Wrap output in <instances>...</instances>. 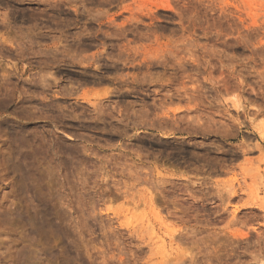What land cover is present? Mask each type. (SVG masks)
<instances>
[{
	"label": "rangeland",
	"instance_id": "obj_1",
	"mask_svg": "<svg viewBox=\"0 0 264 264\" xmlns=\"http://www.w3.org/2000/svg\"><path fill=\"white\" fill-rule=\"evenodd\" d=\"M264 0H0V264H264Z\"/></svg>",
	"mask_w": 264,
	"mask_h": 264
},
{
	"label": "bare ground",
	"instance_id": "obj_2",
	"mask_svg": "<svg viewBox=\"0 0 264 264\" xmlns=\"http://www.w3.org/2000/svg\"><path fill=\"white\" fill-rule=\"evenodd\" d=\"M262 137H264V135Z\"/></svg>",
	"mask_w": 264,
	"mask_h": 264
}]
</instances>
